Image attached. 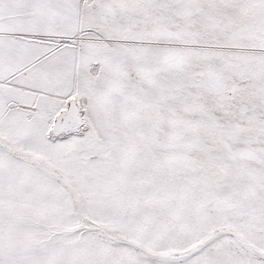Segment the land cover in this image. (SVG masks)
I'll list each match as a JSON object with an SVG mask.
<instances>
[{"label": "snow or ice", "instance_id": "1", "mask_svg": "<svg viewBox=\"0 0 264 264\" xmlns=\"http://www.w3.org/2000/svg\"><path fill=\"white\" fill-rule=\"evenodd\" d=\"M0 264H264V0H0Z\"/></svg>", "mask_w": 264, "mask_h": 264}]
</instances>
